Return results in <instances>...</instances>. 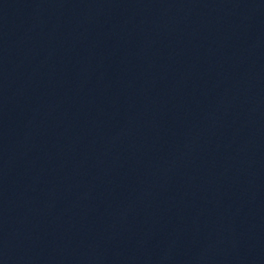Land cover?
Here are the masks:
<instances>
[{"label":"water","instance_id":"water-1","mask_svg":"<svg viewBox=\"0 0 264 264\" xmlns=\"http://www.w3.org/2000/svg\"><path fill=\"white\" fill-rule=\"evenodd\" d=\"M0 264H264V0H0Z\"/></svg>","mask_w":264,"mask_h":264}]
</instances>
